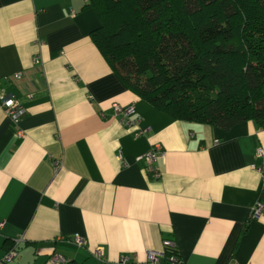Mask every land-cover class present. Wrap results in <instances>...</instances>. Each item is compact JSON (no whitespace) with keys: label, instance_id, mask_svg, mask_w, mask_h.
<instances>
[{"label":"crops","instance_id":"0c3cea01","mask_svg":"<svg viewBox=\"0 0 264 264\" xmlns=\"http://www.w3.org/2000/svg\"><path fill=\"white\" fill-rule=\"evenodd\" d=\"M85 5L0 0V95L23 110L14 123L0 103V260L100 264V248L105 264H149L169 239L183 264H264V216L251 218L264 122L222 130L141 100L93 43ZM114 104L134 108L128 125ZM155 144L158 178L137 160Z\"/></svg>","mask_w":264,"mask_h":264},{"label":"trees","instance_id":"16d2710c","mask_svg":"<svg viewBox=\"0 0 264 264\" xmlns=\"http://www.w3.org/2000/svg\"><path fill=\"white\" fill-rule=\"evenodd\" d=\"M85 1L93 43L141 100L222 130L264 122V0Z\"/></svg>","mask_w":264,"mask_h":264},{"label":"built area","instance_id":"2783aa9c","mask_svg":"<svg viewBox=\"0 0 264 264\" xmlns=\"http://www.w3.org/2000/svg\"><path fill=\"white\" fill-rule=\"evenodd\" d=\"M35 63H39L38 58L35 59ZM0 103L2 107L6 110V112L9 114L11 120L14 123H17L23 114L22 108L17 105L15 100L6 95H0ZM113 112L120 116L121 121L125 124H129L128 117L134 113V108L132 106L123 108L117 104H114L112 106ZM135 122H139L138 120ZM147 128L138 131V135H142L143 133L147 132ZM256 157L259 159H264V150L258 149L256 153ZM164 158V153L162 152V149L159 145L155 144L151 147L150 150L142 154L139 158H137L138 161H143L146 166L147 170L149 172H152L155 178H158L159 171L158 168H156V165L159 162H162ZM55 167H58V162H55ZM252 168L259 173L261 178V198L260 200L255 204V206L251 210V218L259 219L261 216H264V164H260L259 166H252ZM70 243L74 244L78 248H82L85 245V240L80 237L79 235H74L68 240ZM162 251H148L146 254V260L149 264H183L182 260L178 256L176 244L174 241L165 239L162 241ZM16 256L15 250H10L2 260H0V264L9 263L14 257ZM92 256L100 263L105 264L106 260L103 254V251L100 248H96L92 252ZM58 260L63 259L60 257L53 255L51 258V262H57ZM119 264H130L129 257H121L118 260Z\"/></svg>","mask_w":264,"mask_h":264}]
</instances>
